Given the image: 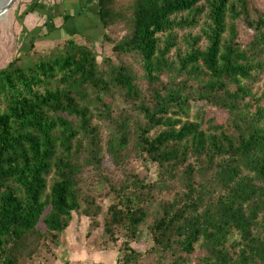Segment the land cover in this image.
<instances>
[{
    "label": "trees",
    "instance_id": "1",
    "mask_svg": "<svg viewBox=\"0 0 264 264\" xmlns=\"http://www.w3.org/2000/svg\"><path fill=\"white\" fill-rule=\"evenodd\" d=\"M90 3L97 41L120 60L98 62L71 36L0 68V264L58 244L73 213L97 230L96 197L111 195L102 230L125 237L115 264H264V12L253 0ZM195 103L224 120L206 108L189 120Z\"/></svg>",
    "mask_w": 264,
    "mask_h": 264
},
{
    "label": "rangeland",
    "instance_id": "2",
    "mask_svg": "<svg viewBox=\"0 0 264 264\" xmlns=\"http://www.w3.org/2000/svg\"><path fill=\"white\" fill-rule=\"evenodd\" d=\"M2 1L4 0H0V3ZM253 1L257 8L264 12V0ZM78 9L82 12L79 13ZM65 13L70 18L62 23V15ZM90 23L96 27L93 33H89V29L84 30L86 26H90ZM58 32L61 39L57 38ZM98 33L96 6L91 4L90 0H16L11 10L0 19V68L14 56L26 53L30 44H34L35 52L40 55L60 50L63 40L71 37L72 34L78 43L87 45L94 51L98 62L102 58L120 60L122 57L111 49L110 44L97 41ZM239 33L242 40H247L250 30L239 23ZM124 59L130 61L129 58ZM25 62L26 59L23 63ZM263 84L264 77L257 84L259 91L262 90ZM205 108L209 113L208 116L213 115L217 123L224 120L225 115L221 111H212L198 103L191 106L188 119H197L196 115H200L201 110ZM130 166L142 180L150 181L155 177L156 170L149 164L132 160ZM103 167L113 176V181L117 184L119 174L113 172L107 158L103 161ZM90 176L85 178V189L91 182ZM98 186L99 189L94 192L106 193V188ZM164 197L167 198L165 195ZM114 202L112 195L96 197V205L101 211L95 219L98 226L95 231L89 228V220L86 217L73 213L68 227L60 235L58 244L52 245V248L49 245L42 246L29 264H115L118 247L125 241L124 232L115 229L114 240L111 242L102 230V219L106 215V209ZM151 222V218L147 217L139 226L136 237L130 244L134 251L144 253L151 247L152 241L148 231ZM40 229L43 228L40 226Z\"/></svg>",
    "mask_w": 264,
    "mask_h": 264
},
{
    "label": "water",
    "instance_id": "3",
    "mask_svg": "<svg viewBox=\"0 0 264 264\" xmlns=\"http://www.w3.org/2000/svg\"><path fill=\"white\" fill-rule=\"evenodd\" d=\"M15 1L16 0H6L4 2L2 1V4L0 3L2 5V7H0V19L2 18V16H5L11 10Z\"/></svg>",
    "mask_w": 264,
    "mask_h": 264
},
{
    "label": "crops",
    "instance_id": "4",
    "mask_svg": "<svg viewBox=\"0 0 264 264\" xmlns=\"http://www.w3.org/2000/svg\"><path fill=\"white\" fill-rule=\"evenodd\" d=\"M87 6V5H86ZM85 7V6H84ZM80 8L81 9H84L83 8V6H80ZM78 11H79V13H81L82 11L81 10H79L78 9ZM66 14V13H65ZM63 21V20H62ZM62 23H64V22H62ZM86 29H89V33H93L94 31H93V29H96V27L92 24V23H90V26H86L85 28H84V30H86ZM88 32V31H87ZM72 37L74 38V35L72 34ZM57 38L58 39H61V35H60V32H58V36H57ZM74 39H76V38H74Z\"/></svg>",
    "mask_w": 264,
    "mask_h": 264
},
{
    "label": "bare ground",
    "instance_id": "5",
    "mask_svg": "<svg viewBox=\"0 0 264 264\" xmlns=\"http://www.w3.org/2000/svg\"><path fill=\"white\" fill-rule=\"evenodd\" d=\"M4 1H6V0H4ZM4 1H3V2H4ZM3 2H2V3H3Z\"/></svg>",
    "mask_w": 264,
    "mask_h": 264
}]
</instances>
